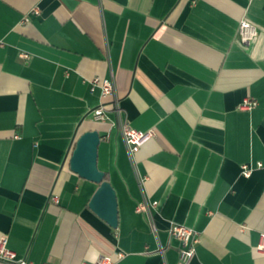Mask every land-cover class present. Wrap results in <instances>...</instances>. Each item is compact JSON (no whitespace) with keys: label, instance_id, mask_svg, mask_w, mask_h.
<instances>
[{"label":"crops","instance_id":"obj_1","mask_svg":"<svg viewBox=\"0 0 264 264\" xmlns=\"http://www.w3.org/2000/svg\"><path fill=\"white\" fill-rule=\"evenodd\" d=\"M120 120L155 136L131 153ZM88 131L117 229L70 167ZM173 225L196 233L189 264H264V0H0V240L31 264H183Z\"/></svg>","mask_w":264,"mask_h":264},{"label":"built area","instance_id":"obj_2","mask_svg":"<svg viewBox=\"0 0 264 264\" xmlns=\"http://www.w3.org/2000/svg\"><path fill=\"white\" fill-rule=\"evenodd\" d=\"M34 13L39 15L40 11L38 9L34 10ZM257 27L248 20H242L239 27V36L240 40L244 44H249L258 36ZM95 87L101 89V97L103 99H113L115 101L113 108L116 113H119V107L116 104V86L114 82L110 79L101 80L99 77H96L91 81V89L94 90ZM258 105L257 101L254 99H247L244 101L241 108L243 110H252ZM108 107L104 104H101L96 109H94V118L97 121L106 120V112ZM120 132L125 140V143L129 147L131 153L138 151L143 145H145L149 140L155 136L154 131L142 132L136 129H133L130 124L125 120H120L118 125ZM252 173L251 168L248 165L242 167V174L245 177H250ZM153 206H157V203H154ZM150 206L147 203H141L137 207V211L141 213L149 212ZM152 230L156 232V227L152 223ZM170 236L173 239H176L180 242L181 247L179 248V258L180 262L183 264H189L191 260L196 255V233L195 231L187 226L183 225H173L169 231ZM257 251L264 253V233L260 234L259 243L256 247ZM119 258H122V254L119 255ZM0 261L7 262L10 264H31L25 257H19L18 254L8 248V241L6 237H3L0 240ZM81 264H116V261L111 256H103L94 262H82Z\"/></svg>","mask_w":264,"mask_h":264},{"label":"water","instance_id":"obj_3","mask_svg":"<svg viewBox=\"0 0 264 264\" xmlns=\"http://www.w3.org/2000/svg\"><path fill=\"white\" fill-rule=\"evenodd\" d=\"M101 136L97 131H88L76 140L70 156L71 170L83 179L99 187L92 197L89 208L112 228L117 229L119 211L117 194L107 180L106 173L98 166V150Z\"/></svg>","mask_w":264,"mask_h":264},{"label":"trees","instance_id":"obj_4","mask_svg":"<svg viewBox=\"0 0 264 264\" xmlns=\"http://www.w3.org/2000/svg\"><path fill=\"white\" fill-rule=\"evenodd\" d=\"M106 178H107V175H106ZM108 179V178H107Z\"/></svg>","mask_w":264,"mask_h":264}]
</instances>
